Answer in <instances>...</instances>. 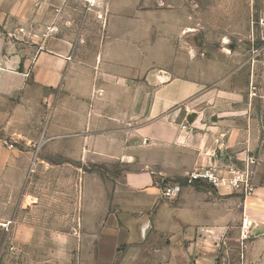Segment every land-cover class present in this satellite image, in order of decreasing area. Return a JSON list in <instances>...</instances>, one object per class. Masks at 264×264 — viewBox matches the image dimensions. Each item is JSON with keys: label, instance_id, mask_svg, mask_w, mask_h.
<instances>
[{"label": "crops", "instance_id": "crops-1", "mask_svg": "<svg viewBox=\"0 0 264 264\" xmlns=\"http://www.w3.org/2000/svg\"><path fill=\"white\" fill-rule=\"evenodd\" d=\"M47 1L0 0V48L6 43L5 34L11 40L24 39L32 32L40 49L34 55L33 47L12 46L8 55L0 53V81L9 77L0 95L41 89L49 92L44 101L51 107L43 109L51 120L58 111L75 115L71 135L59 132L62 122L48 126L45 136L59 152L46 153L43 160L54 156L76 160L77 169L83 171L85 214L79 223L86 232L77 230L82 236L79 264H264V127L257 93L251 96L221 88L211 94L210 81L228 82L229 73L222 76L219 71L229 61H198L196 41L195 46L189 44L187 55L172 50L175 46L161 34L165 26L180 29L186 17L182 12H153L140 28L133 12H96L106 38L99 41V54L90 56L85 45L74 51L68 37L61 34L67 31L62 25L68 13L64 0ZM109 1L115 8L118 0ZM45 6L48 11L42 12ZM42 14L45 39L41 42L38 30L30 27H38ZM189 25L196 31L194 22ZM48 27L56 32L49 33ZM142 29L150 30L152 37L143 38ZM247 66L250 83L259 76L255 62L247 61ZM244 68L242 62L236 74L244 75ZM258 99L264 106V94ZM32 101H36V111H41L40 101L36 97ZM191 114L196 115L192 124L188 122ZM184 125L187 130H182ZM68 136L76 140L72 142L75 153H69L70 143L61 145ZM221 145L224 154L236 162L246 157L257 160L253 195L188 183V175L212 163ZM89 165L124 171V179L106 187L98 173L85 172ZM175 183L184 184L181 195L164 199L162 189ZM244 217L253 226L250 240L243 243ZM146 221L152 230L138 244L137 226ZM29 235L33 240L38 233ZM191 245L193 253L189 254ZM59 257L68 264V252Z\"/></svg>", "mask_w": 264, "mask_h": 264}, {"label": "rangeland", "instance_id": "rangeland-1", "mask_svg": "<svg viewBox=\"0 0 264 264\" xmlns=\"http://www.w3.org/2000/svg\"><path fill=\"white\" fill-rule=\"evenodd\" d=\"M64 2L65 12L68 13L65 14V21L62 19V25L67 31L61 34L68 37L74 51L77 46L85 45V52L90 56L99 54V41L106 38L96 12H133V19L140 22L139 28L146 25L148 15L156 14L153 12H169L164 15L182 12L186 16L185 23H181L180 29L171 31L165 26L161 34L164 41L175 46L172 50L180 52L182 56L189 52V44L195 46L196 41L198 61L205 59L216 62L227 58L229 64L219 73L224 76L228 72V82L221 85V81H210L207 87L212 89L211 94H218L217 90L221 88L247 92L251 96L257 93L256 104H261V125L264 127V106L262 99H258L264 94V0H123V4H128L125 8L120 0L116 2L115 8L109 0H103L99 7L90 11L84 8L80 0ZM46 11L48 9L45 6L42 12ZM77 12L83 13L79 15ZM41 18L37 28L30 27L38 30L37 41L45 39V15L42 14ZM68 21L70 24H65ZM190 22L195 23L196 31L189 29ZM144 31L147 32V29H142V37L147 35L146 40L150 39L152 32ZM30 34L32 32L25 35L24 39L12 37L11 40L5 34L6 43L0 48V53L8 55V48L16 46L23 50L33 47L32 52L37 55L40 49ZM247 61L255 62V73L259 76L250 83L246 75L250 67ZM175 62L178 64L180 61ZM242 62H245L244 75H237L238 65ZM26 74L30 80V65ZM8 81L9 77L4 76L0 87L6 88ZM46 94L49 92L30 87L10 96L0 95V223L5 225L0 227V264H64L59 256L62 254L64 257L66 252L69 255L68 264L80 262L78 247L82 244V236L77 234V230L86 232V227L79 223L85 214L82 210L84 196L81 189L83 171L77 169L79 162L76 160L57 156L43 160L46 153L59 152L56 147L52 149L47 140L48 126L62 122L64 125L59 132L71 135L75 131V115L70 111H58L51 120V115L43 109L51 107L44 101ZM57 96L52 102L54 106ZM35 97L42 106L39 112L36 111V101H32ZM262 134L264 141V129ZM60 142L61 145L70 143L69 153L76 152V146L72 143L76 142L74 137H64ZM85 172L98 173L101 184L106 187H112L124 179V171H110L92 165L85 168ZM35 231L38 235H34L33 240L28 239L31 236L29 234ZM55 255L58 257L55 258Z\"/></svg>", "mask_w": 264, "mask_h": 264}, {"label": "built area", "instance_id": "built-area-1", "mask_svg": "<svg viewBox=\"0 0 264 264\" xmlns=\"http://www.w3.org/2000/svg\"><path fill=\"white\" fill-rule=\"evenodd\" d=\"M86 10L90 11L99 6L101 0H80ZM49 33H55L54 28H47ZM187 125L182 126V130H187ZM224 145L214 154V160L208 165H202L194 169L187 178L189 184H207L210 187L220 190L229 189L234 193L248 197L254 194L253 184L254 167L257 160L254 157H246L239 166L236 161L224 154ZM184 189V184L175 183L162 189V197L167 200L177 199ZM253 222L244 217L241 224V240H250ZM0 227H5L0 223Z\"/></svg>", "mask_w": 264, "mask_h": 264}, {"label": "water", "instance_id": "water-1", "mask_svg": "<svg viewBox=\"0 0 264 264\" xmlns=\"http://www.w3.org/2000/svg\"><path fill=\"white\" fill-rule=\"evenodd\" d=\"M195 117H196L195 114H191L188 118V122L190 124H192ZM151 230H152V224L150 221H146V222L139 224L137 226V234H136L137 243L143 244L147 240ZM188 252H189V254L193 253V246L192 245L189 247Z\"/></svg>", "mask_w": 264, "mask_h": 264}]
</instances>
